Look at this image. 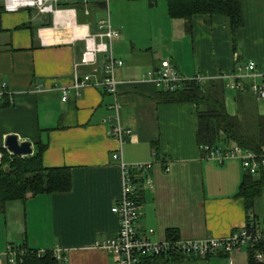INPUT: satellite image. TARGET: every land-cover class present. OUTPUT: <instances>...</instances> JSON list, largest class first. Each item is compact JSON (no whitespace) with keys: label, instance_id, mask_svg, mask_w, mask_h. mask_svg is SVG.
I'll use <instances>...</instances> for the list:
<instances>
[{"label":"crops","instance_id":"obj_1","mask_svg":"<svg viewBox=\"0 0 264 264\" xmlns=\"http://www.w3.org/2000/svg\"><path fill=\"white\" fill-rule=\"evenodd\" d=\"M51 1L53 13L41 14L23 7L5 12L0 0V153L11 156L3 148L8 135L28 141L29 156L42 146L41 167L66 169L69 190L5 205L0 252L9 245L53 252L62 264H113L96 243L117 231L116 216L109 211L120 189L116 151L124 164L151 163L142 175L152 188L142 185L141 174L135 179L136 227L150 230V241L222 238L247 218L259 220L237 196L242 179L238 161L215 165L201 159L194 140V106L155 102L158 88L143 77L164 58L187 79L193 75L225 84L247 60L264 78V0H239L241 25L233 39L227 20L218 15H192L186 32L184 21L167 18L163 0ZM77 5L87 7V14ZM105 18L118 34L111 53L122 61L112 71L113 94L89 86L60 101L59 89L70 85L83 50L80 38ZM250 81L240 79L246 87ZM243 91L223 94L224 104L233 109L237 98L251 97L256 115L263 116L264 99ZM115 124L129 131L120 145L107 135ZM260 223L264 227L263 217ZM245 254L240 250L227 258L153 264H247ZM0 264L7 262L0 258Z\"/></svg>","mask_w":264,"mask_h":264},{"label":"built area","instance_id":"obj_2","mask_svg":"<svg viewBox=\"0 0 264 264\" xmlns=\"http://www.w3.org/2000/svg\"><path fill=\"white\" fill-rule=\"evenodd\" d=\"M84 5L86 0H80ZM53 1L49 0H1L2 9L5 12H15L18 9L32 8L37 13H53ZM86 15V10H83ZM107 18L95 22L94 32L85 34L81 37L82 51L79 53L78 60L74 63L70 75V85L67 88H60V101H64L67 94L71 92L73 96H78L86 87H99L107 93L114 92V82L112 80V71L114 68L121 66L122 61L115 59L111 53L110 44L117 39L118 34L109 26ZM97 56H100L99 64ZM86 68L83 73H78L77 68ZM234 74L223 84L224 90L242 92L246 90L258 100L264 99L263 78L255 70L252 62L247 60L242 67H237ZM144 80L151 81L157 88L162 91L172 92L177 90L183 83L194 82L201 83L203 80L197 76L189 79L183 78L176 73L173 66L168 60H160L154 69L144 73ZM249 78L251 81L248 86L240 83V79ZM116 105L110 106L115 109ZM110 120L109 117H107ZM107 120V121H108ZM129 131L120 128L117 124L110 126L108 136L112 137L118 145L122 143V137ZM199 151L202 160L220 165L223 161H238L241 173L254 175L257 170L264 167V149L259 154H253L240 149L235 145H219L213 147L201 146ZM117 159L119 194L117 202L110 207L109 211L116 217V229L114 235L96 243V247L102 248L113 260V264H143V260L150 257L170 255H179L184 259L206 258L210 256L226 257L243 251L246 254L247 264H264V227L256 223L252 218H247L244 226L232 231L222 238L206 237L201 240H160L151 242L148 236L150 230L143 232L136 227L139 214V205L136 192L139 187L135 179L146 173L151 163H122L119 152L116 151ZM163 171L167 172L166 167ZM141 183L147 190L151 189V181L146 175H142ZM0 252V258H3L7 264H14L15 256L19 253L17 249L9 245ZM56 260H61L55 253L50 252ZM36 252V255H40ZM62 261V260H61Z\"/></svg>","mask_w":264,"mask_h":264},{"label":"trees","instance_id":"obj_3","mask_svg":"<svg viewBox=\"0 0 264 264\" xmlns=\"http://www.w3.org/2000/svg\"><path fill=\"white\" fill-rule=\"evenodd\" d=\"M167 18L184 21V30L189 32L192 15L222 16L227 20L231 39L240 29L239 0H163ZM264 83V78H263ZM224 85L221 80L201 83L186 82L177 90L164 92L158 88L155 102L190 103L195 109L194 140L198 148L219 145H235L240 149L259 154L264 149V115L255 116L248 130L238 123L237 116H228L223 109ZM28 157H13L0 153V211L5 205L23 202L27 197L42 194L62 193L69 190L67 170L43 169L39 161L42 146ZM238 184L237 196L245 210L251 208L253 198H258L264 184V167L252 176L243 174ZM256 223L260 221L256 220ZM164 240H175L164 237ZM14 264H62L49 251L36 255L35 251L21 249ZM186 259V258H185ZM184 261L182 256H158L143 260V264L174 263ZM249 260H247L248 263Z\"/></svg>","mask_w":264,"mask_h":264},{"label":"rangeland","instance_id":"obj_4","mask_svg":"<svg viewBox=\"0 0 264 264\" xmlns=\"http://www.w3.org/2000/svg\"><path fill=\"white\" fill-rule=\"evenodd\" d=\"M79 12L83 14V10H86L84 6H75ZM88 9V8H87ZM160 11L161 8H157ZM151 46L155 47L154 43H151ZM244 93L248 94L246 90L243 91ZM236 93H241V92H232L228 90H224V95L225 96H231L232 94ZM251 99V97H249ZM223 99L225 101V98L223 96ZM246 100L243 98H237V101H235V106H233V109L231 106H229V103L224 104L223 101V109L225 113L228 114V116H237L238 123L244 128V130L250 129L252 127V121L254 120L256 116V112L254 111V102L251 100ZM228 101V100H227ZM226 101V102H227ZM251 210L253 211L254 215H256L260 221V219L263 217L264 218V184L261 188V192L258 198H253L252 203H251ZM153 242V241H151ZM185 260V259H184Z\"/></svg>","mask_w":264,"mask_h":264},{"label":"water","instance_id":"obj_5","mask_svg":"<svg viewBox=\"0 0 264 264\" xmlns=\"http://www.w3.org/2000/svg\"><path fill=\"white\" fill-rule=\"evenodd\" d=\"M3 148L11 156L27 157L30 154L28 141H16L15 136L8 135L3 140Z\"/></svg>","mask_w":264,"mask_h":264}]
</instances>
